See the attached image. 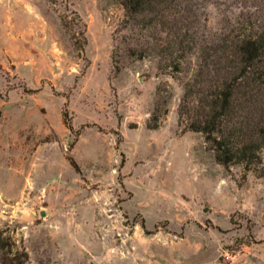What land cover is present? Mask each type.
<instances>
[{
  "label": "rangeland",
  "instance_id": "rangeland-1",
  "mask_svg": "<svg viewBox=\"0 0 264 264\" xmlns=\"http://www.w3.org/2000/svg\"><path fill=\"white\" fill-rule=\"evenodd\" d=\"M183 1L173 62L119 0H0V264H264V150L225 167L179 125L202 51L264 0Z\"/></svg>",
  "mask_w": 264,
  "mask_h": 264
},
{
  "label": "trees",
  "instance_id": "trees-1",
  "mask_svg": "<svg viewBox=\"0 0 264 264\" xmlns=\"http://www.w3.org/2000/svg\"><path fill=\"white\" fill-rule=\"evenodd\" d=\"M125 20L161 29L173 38L162 58L175 62L182 51L181 23L188 6L183 0H119ZM194 76L186 83L179 107L183 132L204 136L218 164L243 165L250 171L264 150V25L238 20L202 51ZM179 70L178 65L175 67ZM160 126L157 110L152 117Z\"/></svg>",
  "mask_w": 264,
  "mask_h": 264
}]
</instances>
